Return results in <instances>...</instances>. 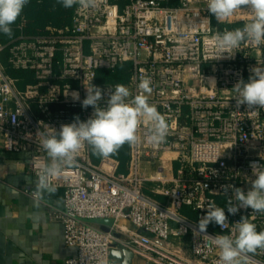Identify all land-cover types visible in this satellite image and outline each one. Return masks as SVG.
Returning a JSON list of instances; mask_svg holds the SVG:
<instances>
[{"label":"built area","instance_id":"obj_1","mask_svg":"<svg viewBox=\"0 0 264 264\" xmlns=\"http://www.w3.org/2000/svg\"><path fill=\"white\" fill-rule=\"evenodd\" d=\"M168 1L99 0L94 9L75 8L65 27L0 40V179L3 151L25 153L38 184L41 166L50 162L40 147L43 136L92 116L94 109L80 103L92 85L107 91L124 84L134 96L146 75L152 81L149 103L166 117L165 143L147 141L152 122L142 119L140 140L128 144L125 161L111 155L96 162L85 144L75 165L50 179L52 187L64 188V208L52 217L62 222L64 243L75 250L65 264H110L111 250L122 247L133 252V264H219V248L194 233L210 200L224 208L228 224H209L207 235H232L242 217L264 230V213L227 212L229 198L236 201L222 187L247 192L255 179L251 163L264 165V108L253 109L257 114L237 107L233 90L264 65V44L244 42L218 58L212 37L242 28L251 19L247 7L219 23L207 0ZM123 63L130 64L125 82H98L99 70ZM8 67L30 70L36 81L23 90ZM104 218L114 220L109 230L94 221ZM248 264H264V250L249 254Z\"/></svg>","mask_w":264,"mask_h":264},{"label":"clouds","instance_id":"obj_2","mask_svg":"<svg viewBox=\"0 0 264 264\" xmlns=\"http://www.w3.org/2000/svg\"><path fill=\"white\" fill-rule=\"evenodd\" d=\"M29 2L30 0H0V34L9 38L13 36L12 25ZM57 3L65 9L77 10L99 6V0H57ZM242 6L247 7L250 21L242 28L226 30L222 34L217 31L212 37L219 51L218 58L239 48L244 42L250 41L256 46L264 44V0H207V9L219 23L242 11ZM251 72L248 82L238 81L233 90L238 94L235 98L237 107L246 105L252 110L250 112L258 114L253 109L264 108V65H257ZM151 83L150 77L141 76L136 85L138 92L134 96L124 84H116L107 91L95 85L87 87L86 97L82 101L79 93L73 92V100L80 101L82 108L91 106L94 111L86 121L76 117L74 122L61 125L58 132L49 127L51 131L43 136L40 147L47 153L50 162L41 166L37 192L34 195L39 198L43 191H55L50 179L58 176L63 167L74 166L79 150L85 144L94 153L107 158L126 143H138L140 138L137 129L142 119L152 122L147 141L156 146L165 143L168 124L157 106L149 103ZM250 167L255 179L250 180L251 187L247 192L234 185L222 186L226 196L229 190L234 195L236 203L230 197L227 207V212L232 215L240 208H251L253 214L264 213V165L252 162ZM211 223L222 229L228 224L224 208L212 200L207 202L206 214L200 218L194 233L203 234L212 245L219 248V264H248L249 254H255L258 249L264 250V230L257 231L256 225L249 222L247 217H242L235 223L232 235H207V228Z\"/></svg>","mask_w":264,"mask_h":264},{"label":"crops","instance_id":"obj_3","mask_svg":"<svg viewBox=\"0 0 264 264\" xmlns=\"http://www.w3.org/2000/svg\"><path fill=\"white\" fill-rule=\"evenodd\" d=\"M51 27L54 26L49 25L47 32ZM7 56V52L2 54L5 65H8ZM16 78L23 90L36 81L30 70H25L21 77ZM91 151L93 160L99 161L101 156L96 157ZM3 159V178L0 179V264H65L75 250L64 243L62 222L52 217L53 210L64 208V188L53 187L55 191H43L37 198L25 191L37 192L28 155L3 151Z\"/></svg>","mask_w":264,"mask_h":264},{"label":"trees","instance_id":"obj_4","mask_svg":"<svg viewBox=\"0 0 264 264\" xmlns=\"http://www.w3.org/2000/svg\"><path fill=\"white\" fill-rule=\"evenodd\" d=\"M179 0H169L167 5L175 6ZM73 9H65L57 0H30L25 6L22 15L12 25L13 36L11 38L0 34V40L7 42L10 39L18 36L19 34L38 35L45 34L47 27L52 25L54 27H65L71 23ZM20 27V25H22ZM232 27H239L240 24L231 25ZM10 74L14 77H21L25 70L13 69L9 67ZM130 73V64H120L114 71L99 70L98 82L110 83V82H125ZM128 144H124L115 154L112 156L119 158L122 162L127 157ZM96 157L100 155L95 153ZM261 231V230H259Z\"/></svg>","mask_w":264,"mask_h":264},{"label":"water","instance_id":"obj_5","mask_svg":"<svg viewBox=\"0 0 264 264\" xmlns=\"http://www.w3.org/2000/svg\"><path fill=\"white\" fill-rule=\"evenodd\" d=\"M94 221L103 223L102 228L104 230H109L110 225L114 223V220L110 218L96 219ZM110 258V264H133L134 254L129 249L122 247L121 249H112Z\"/></svg>","mask_w":264,"mask_h":264},{"label":"rangeland","instance_id":"obj_6","mask_svg":"<svg viewBox=\"0 0 264 264\" xmlns=\"http://www.w3.org/2000/svg\"><path fill=\"white\" fill-rule=\"evenodd\" d=\"M128 148V147H127ZM126 223H128V222H126Z\"/></svg>","mask_w":264,"mask_h":264}]
</instances>
